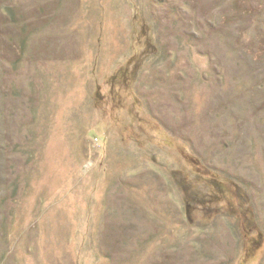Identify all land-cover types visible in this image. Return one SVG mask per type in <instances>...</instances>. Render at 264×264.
<instances>
[{
	"label": "rangeland",
	"instance_id": "rangeland-1",
	"mask_svg": "<svg viewBox=\"0 0 264 264\" xmlns=\"http://www.w3.org/2000/svg\"><path fill=\"white\" fill-rule=\"evenodd\" d=\"M0 264H264V0H0Z\"/></svg>",
	"mask_w": 264,
	"mask_h": 264
}]
</instances>
